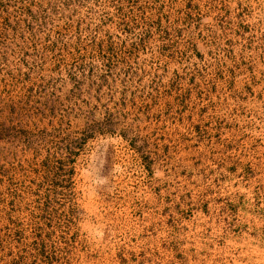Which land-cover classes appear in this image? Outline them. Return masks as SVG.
Here are the masks:
<instances>
[{
  "label": "rangeland",
  "instance_id": "1",
  "mask_svg": "<svg viewBox=\"0 0 264 264\" xmlns=\"http://www.w3.org/2000/svg\"><path fill=\"white\" fill-rule=\"evenodd\" d=\"M0 264H264V0H0Z\"/></svg>",
  "mask_w": 264,
  "mask_h": 264
}]
</instances>
